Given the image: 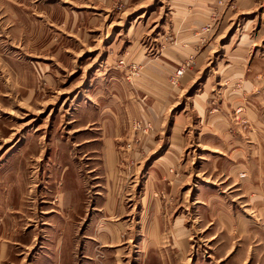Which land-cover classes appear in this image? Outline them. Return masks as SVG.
<instances>
[{
    "label": "rangeland",
    "instance_id": "rangeland-1",
    "mask_svg": "<svg viewBox=\"0 0 264 264\" xmlns=\"http://www.w3.org/2000/svg\"><path fill=\"white\" fill-rule=\"evenodd\" d=\"M72 1L0 0V264H264V0Z\"/></svg>",
    "mask_w": 264,
    "mask_h": 264
},
{
    "label": "crops",
    "instance_id": "crops-1",
    "mask_svg": "<svg viewBox=\"0 0 264 264\" xmlns=\"http://www.w3.org/2000/svg\"><path fill=\"white\" fill-rule=\"evenodd\" d=\"M78 1L80 2L78 6H77V3H75L76 1L74 3L79 8V13H80L79 17L80 16L81 17L83 16H95L96 17L97 14L105 15V14H110L111 12H114L115 10H117L116 8L118 5H121L122 7L124 6V9H126L129 6H131L135 0H78ZM65 2L73 3L72 0H65ZM146 75L149 77V73H147ZM121 85L123 87V90L125 92H128V85L127 84L125 85L122 82H121ZM117 100L120 101V98H118ZM132 105L139 107L138 108L139 112L143 110V101H138V100L132 101ZM148 107L150 108V105H148ZM107 127H109V124ZM117 133H115L114 136ZM114 136L106 138L104 142L105 145L107 146L106 161H107V165L109 169H112L115 164V157L113 156L112 153L109 152V149L111 148L113 144H115V141H116L115 140L116 138ZM78 195H79V191H76L75 193L72 194V192L68 189V187H67V191L61 193L59 213L57 214V218H59L61 224L65 220L67 224L70 223L71 216L75 215L73 213L74 212L77 213L78 209L81 208L82 197ZM61 230L64 231V233H66V230H64L63 228ZM61 230L58 233L59 235L62 234ZM66 238H65V235L62 236V240ZM67 247L69 246H63L62 249H65V250L60 253V262L58 260V264H70L69 259H68L70 254L67 253V250H66ZM88 257H92V255L87 256V258ZM49 264H52V262H49Z\"/></svg>",
    "mask_w": 264,
    "mask_h": 264
},
{
    "label": "built area",
    "instance_id": "built-area-1",
    "mask_svg": "<svg viewBox=\"0 0 264 264\" xmlns=\"http://www.w3.org/2000/svg\"><path fill=\"white\" fill-rule=\"evenodd\" d=\"M137 69V67H136ZM136 71V70H135ZM185 70L184 68H181L179 70H177L174 74L173 77L176 78L178 80L179 77H181L184 74Z\"/></svg>",
    "mask_w": 264,
    "mask_h": 264
}]
</instances>
